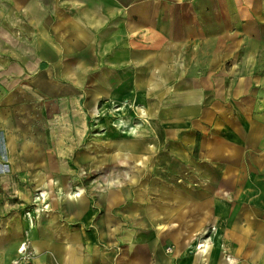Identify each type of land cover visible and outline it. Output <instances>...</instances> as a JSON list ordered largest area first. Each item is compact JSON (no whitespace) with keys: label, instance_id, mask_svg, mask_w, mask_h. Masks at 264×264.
I'll list each match as a JSON object with an SVG mask.
<instances>
[{"label":"crops","instance_id":"1","mask_svg":"<svg viewBox=\"0 0 264 264\" xmlns=\"http://www.w3.org/2000/svg\"><path fill=\"white\" fill-rule=\"evenodd\" d=\"M30 42L36 61H7L13 43ZM19 56L27 58L23 48ZM0 59V76H21L0 81V264H12L26 240L31 264H264V197L233 189L231 177L250 169L222 164L234 150L214 144L189 163L187 151L152 147L151 130L136 136L122 118L114 146L88 136L102 98L143 104L152 122L167 124L202 108L206 91L218 107L237 106L223 93L251 94L253 75L264 92V0H0ZM173 127L163 128L165 143L181 138ZM85 168L130 178L97 192ZM34 189L50 204L36 220L27 211Z\"/></svg>","mask_w":264,"mask_h":264},{"label":"rangeland","instance_id":"2","mask_svg":"<svg viewBox=\"0 0 264 264\" xmlns=\"http://www.w3.org/2000/svg\"><path fill=\"white\" fill-rule=\"evenodd\" d=\"M20 28H15L14 33H19ZM29 35H33L32 30H29ZM30 41H32L30 37ZM8 45V44H7ZM32 43L30 42L27 44L22 43H13V49H14V58L13 59H7V61H12L11 63H21L20 61H36V50L33 47ZM21 48L26 51V57L23 60L21 59L20 52ZM4 59H0V62L4 63ZM20 69L16 70L14 69L12 74H8L7 76H0V81L5 82V76L7 78V84L9 82H12L14 84L15 82H21L19 80L21 76L19 75ZM255 82H254V89L252 90V93L242 94L241 96L236 97L238 95V92H236L235 89L225 91L223 93V97L227 100H233V104H237V106L231 107L230 105L218 107L215 104V92L214 91H206L205 92V103L202 106V108H189L188 112V119L184 121L183 123H167V124H160V123H154L151 120L155 121L153 117H151L150 113L147 112V107L143 104H137V103H131L126 105V103H122L121 101H111L110 98H102L98 106L96 107V110L94 113H90V131L88 132L89 138H98L102 137L103 146L105 143H109V146H114L119 140L122 138L119 134L118 126L115 124L117 123V120L119 118L122 119H130L133 124L137 127V133L135 129L136 136L143 133H148L149 130H151L150 135L147 137L146 143H150L152 147H164L167 146L169 148H172L173 150L181 149L183 151H187L189 153V159L188 162L192 163L193 161L199 157H202L200 154L201 150L204 148H211L215 144L216 146H220V148L230 152L231 150H234L236 153H229L225 154L224 159H221L222 164H230V163H237L238 168H245V163L248 162V165L250 166V169L245 170H238L236 177H231L233 181L237 180V187L233 188L237 190V193L244 194L245 190H248L249 192H258L260 193L259 196L264 197V148L261 146V139L260 135L264 133V123L257 121L256 119L261 118L262 114L264 113V92H261V86L260 83L256 79H258V76L253 75ZM231 80L234 81V76H230ZM14 82V83H13ZM0 84L4 87V85L0 82ZM2 90V88H0ZM175 92H171L173 94ZM30 98L33 97L32 95L29 96ZM253 97V102L258 98V101L261 102L262 105L251 107L248 105L251 103V100ZM117 99V98H116ZM262 100V101H260ZM34 100H32L33 102ZM236 101V102H235ZM130 102V101H129ZM228 102V101H227ZM35 104V103H34ZM39 108V103L37 104ZM31 106V105H30ZM32 107V106H31ZM30 107V109H31ZM41 107V106H40ZM41 109V108H40ZM185 109V108H184ZM237 115L236 118L229 116L228 113ZM158 113V112H157ZM255 114V120L252 123H246L247 119L245 116L250 118L249 114ZM116 114H119L118 116ZM160 114V113H158ZM230 117L232 118L230 120ZM234 127H236V130L238 131V136H235L234 134L230 133V129H227V133L225 131V127H220V125L226 126L225 123L221 122L220 120H223ZM237 119V121H236ZM170 125L174 126L172 129L173 131H177L176 128H178V131L182 132V135H179L181 138H177L176 135H173V139L168 140L166 143L164 141V129L169 128ZM253 126V130H252ZM161 127V128H160ZM152 128L155 129V133L152 131ZM164 128V129H163ZM250 132L252 130L253 135L252 139L249 141V143H253V147H245L243 145V142H245V136L248 134V131ZM225 133V135L223 134ZM233 137L237 139V142L234 141H227L226 138H223L222 136ZM250 137V136H249ZM107 140V141H106ZM109 140V141H108ZM98 143L94 144L93 146H99L98 140H96ZM5 139L3 135L0 133V149L4 147ZM107 147V146H105ZM113 149L112 147L110 148ZM251 150L252 153L250 155H246L244 152L245 150ZM113 151V150H112ZM175 152V151H174ZM205 158H212V155L205 154ZM0 158L4 159L5 156L0 153ZM183 158V161H185V155H177L174 154L173 162L175 163L176 160L180 162V159ZM250 158V159H249ZM253 159V160H252ZM182 161V160H181ZM253 162V164H252ZM98 168V167H97ZM81 172L84 176H87V179L90 183H94L95 186L92 188L94 191H103L107 190L111 187L112 183L116 180L123 182V179L128 180L130 178L129 173L126 171L119 172V170H111L106 172V170H90V169H81ZM122 177V178H121ZM228 182V179L227 181ZM110 183V184H109ZM109 184V185H107ZM228 184H226L225 187H227ZM223 187L222 189H224ZM80 189H84L83 187H75L72 190L73 194H76L80 192ZM87 189V188H86ZM88 189H91L89 187ZM71 191V190H70ZM226 193L228 192V188L224 190ZM45 190H36L34 189V198L33 203L29 205V209L27 210L28 213H31L28 218L34 219L39 217V215L48 209L50 204H48L46 201L47 198H45ZM233 193V190H232ZM33 217V218H32ZM216 229V226H210L206 232L202 236H204L205 239L210 238L211 233ZM203 240V239H202ZM26 244L29 246V248L32 249L30 245V240H26ZM33 250V249H32ZM19 251V249H18ZM33 252H35L33 250ZM19 260H21L20 254L18 253ZM34 257V255L32 256ZM31 257V258H32ZM16 258V259H17ZM31 258H27V261L30 262ZM15 259V260H16ZM15 260H13L12 264H16ZM26 260V259H25ZM23 262L22 264H27L28 262Z\"/></svg>","mask_w":264,"mask_h":264},{"label":"built area","instance_id":"3","mask_svg":"<svg viewBox=\"0 0 264 264\" xmlns=\"http://www.w3.org/2000/svg\"><path fill=\"white\" fill-rule=\"evenodd\" d=\"M203 244L204 243H201V242L199 244H197V249H202L204 247ZM19 254H20L21 260H19V258H17L15 260L16 264H22L23 262H26L27 258H31L34 255V252L31 248H29V246L26 244V242H24L22 244V246L19 248Z\"/></svg>","mask_w":264,"mask_h":264},{"label":"water","instance_id":"4","mask_svg":"<svg viewBox=\"0 0 264 264\" xmlns=\"http://www.w3.org/2000/svg\"><path fill=\"white\" fill-rule=\"evenodd\" d=\"M27 264H31V263L28 262Z\"/></svg>","mask_w":264,"mask_h":264},{"label":"bare ground","instance_id":"5","mask_svg":"<svg viewBox=\"0 0 264 264\" xmlns=\"http://www.w3.org/2000/svg\"><path fill=\"white\" fill-rule=\"evenodd\" d=\"M22 246V245H21Z\"/></svg>","mask_w":264,"mask_h":264}]
</instances>
